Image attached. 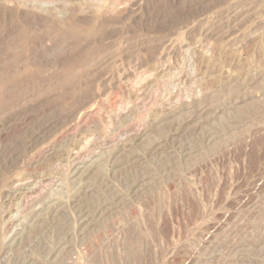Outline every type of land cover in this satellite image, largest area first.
I'll use <instances>...</instances> for the list:
<instances>
[{
  "label": "rangeland",
  "instance_id": "1",
  "mask_svg": "<svg viewBox=\"0 0 264 264\" xmlns=\"http://www.w3.org/2000/svg\"><path fill=\"white\" fill-rule=\"evenodd\" d=\"M0 264H264V0H0Z\"/></svg>",
  "mask_w": 264,
  "mask_h": 264
},
{
  "label": "bare ground",
  "instance_id": "2",
  "mask_svg": "<svg viewBox=\"0 0 264 264\" xmlns=\"http://www.w3.org/2000/svg\"><path fill=\"white\" fill-rule=\"evenodd\" d=\"M247 49V48H246ZM226 76V75H225ZM259 80H261V79H259ZM227 106V105H226ZM190 114V113H189ZM130 134V133H129ZM146 135V134H145ZM125 149V148H124ZM101 157V156H100ZM126 164V163H125ZM43 173V172H42ZM38 182V181H37ZM31 183V182H30ZM144 183V182H143ZM133 184H135V183H133ZM139 188V187H138ZM135 197V196H134ZM134 209V208H133ZM133 213V212H132ZM97 220V219H96ZM126 220V219H125ZM90 221V220H89ZM101 229V228H100ZM120 229V228H119ZM81 239V238H80ZM134 239V238H133ZM87 250V249H86ZM84 252V251H83ZM86 252H89V250L88 251H86ZM85 253V252H84ZM159 254V253H158ZM65 260V259H64ZM53 261V260H52ZM137 261V260H136Z\"/></svg>",
  "mask_w": 264,
  "mask_h": 264
}]
</instances>
